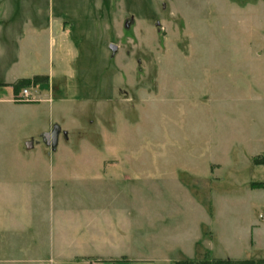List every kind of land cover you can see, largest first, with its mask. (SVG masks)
Instances as JSON below:
<instances>
[{"label":"rangeland","instance_id":"374dc122","mask_svg":"<svg viewBox=\"0 0 264 264\" xmlns=\"http://www.w3.org/2000/svg\"><path fill=\"white\" fill-rule=\"evenodd\" d=\"M51 19L77 60L51 38ZM36 75L50 76L36 98L52 103L11 101L6 84ZM52 156L125 158L129 178L58 181L40 165ZM254 158L264 159V0H0V186L30 168L35 221L63 235L55 241L100 215L126 234L115 246L78 240L90 253L264 264ZM48 252L45 264H82Z\"/></svg>","mask_w":264,"mask_h":264},{"label":"crops","instance_id":"0c3cea01","mask_svg":"<svg viewBox=\"0 0 264 264\" xmlns=\"http://www.w3.org/2000/svg\"><path fill=\"white\" fill-rule=\"evenodd\" d=\"M60 23L61 21L54 22L53 19L48 22L47 27L49 33H51V38H53L54 32L59 34L62 39L61 42L64 41L60 50L64 51L66 54H70L73 59L77 60L79 58V52L76 46L78 45L73 44V47L70 45L72 42L69 43L67 37L64 35V33L68 32V30L63 29ZM46 76H48V82L50 83V76ZM10 84L6 85L10 86ZM43 97L48 99L49 94L43 95ZM46 98L41 101L47 102L48 100ZM11 101H13V96ZM50 102L52 103V101ZM33 147H37V145L32 144L31 150ZM49 150L52 151L50 147ZM39 158L43 161L42 157ZM84 158L85 157L82 156H52L48 163H41L40 165L44 164L43 166H48L50 177L53 178L55 176L58 178V181H65L69 179L74 180L76 181L75 183L82 186L83 182L87 179L100 182L103 178H107L109 182H114L117 179L126 180L129 178L125 174L126 169L121 166L129 164L131 160H127L125 158L87 157L88 159L85 158L84 161ZM23 164L28 165V160L27 162H23ZM85 164H87V166H84ZM91 165H102L103 167L100 169L95 167L89 170ZM67 166H71V168H68ZM29 169L30 168H26L22 170L23 176L21 175L22 177H19L18 181L8 183V186L5 188L0 186V264H45L44 254L47 250L50 254V262L52 261L53 252V254H56L54 257L57 260H71L74 262H81L82 264H102L106 262L110 264H148L155 262L153 259L148 257H124L119 253L118 255L109 254L104 257L96 252H88L86 250L87 247L85 246L81 248L77 242L80 239L89 242L92 241V246L94 248L96 240H107L110 246H115L116 244L118 245V243H120L123 239V236H125L126 225L123 227V224H119L116 220L109 221L108 226L100 225L98 222V217L100 215H97L96 218L93 217L91 221H86L78 226L77 230H80L81 234L79 236L73 235L71 239H61L63 235L60 234H55V236H53V231L51 233L50 227H48L46 231L45 228L40 226V222L35 221L37 216L38 219H40L41 216L39 213H36L35 208L41 211V207L37 205L36 201L34 202L35 185L32 181L33 177L30 175ZM87 174L92 176V178L90 179ZM69 176L71 178H69ZM96 185L101 187L102 192H105V189H107L103 187V184ZM115 186V184L112 185V187ZM92 190L93 192H84L83 194L93 200V197H95L96 193L98 194L100 188ZM37 193L38 192L35 194L37 195ZM48 193L51 197L50 190H48ZM5 197H7L8 200H5ZM9 197L11 199H9ZM33 203L36 204L35 207ZM93 214H99V211L96 210ZM56 236H60L61 238L58 240L56 239L55 241L54 238ZM114 236L118 238H115ZM195 240V242H197L199 241V238H195ZM73 244H75L74 247H72ZM189 261L191 262V259L186 260V262ZM161 262L163 264H173L176 261L173 259L170 260L168 258H162Z\"/></svg>","mask_w":264,"mask_h":264},{"label":"trees","instance_id":"16d2710c","mask_svg":"<svg viewBox=\"0 0 264 264\" xmlns=\"http://www.w3.org/2000/svg\"><path fill=\"white\" fill-rule=\"evenodd\" d=\"M48 82V76L46 75H36L31 78H21L17 79L15 82L10 84L12 89L13 95L17 94L22 88L29 87V86H41ZM254 165H264L263 158H254L253 159ZM252 189H264V185L262 183H255L251 186ZM184 264H208L207 262H183ZM217 263H228V264H244L247 261H237V262H230V261H218Z\"/></svg>","mask_w":264,"mask_h":264},{"label":"built area","instance_id":"2783aa9c","mask_svg":"<svg viewBox=\"0 0 264 264\" xmlns=\"http://www.w3.org/2000/svg\"><path fill=\"white\" fill-rule=\"evenodd\" d=\"M37 86H29L22 88L15 96H13V101L14 102H35V101H41L37 97ZM49 102L51 100H48Z\"/></svg>","mask_w":264,"mask_h":264},{"label":"water","instance_id":"95a60500","mask_svg":"<svg viewBox=\"0 0 264 264\" xmlns=\"http://www.w3.org/2000/svg\"><path fill=\"white\" fill-rule=\"evenodd\" d=\"M110 49L112 51L115 50V46H110ZM59 133V127L58 126H53L52 130L50 132H46L43 134V142L46 146H49L51 149H54L56 144H57V137Z\"/></svg>","mask_w":264,"mask_h":264}]
</instances>
